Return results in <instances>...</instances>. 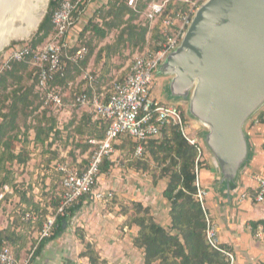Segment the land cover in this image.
I'll use <instances>...</instances> for the list:
<instances>
[{
	"label": "trees",
	"instance_id": "16d2710c",
	"mask_svg": "<svg viewBox=\"0 0 264 264\" xmlns=\"http://www.w3.org/2000/svg\"><path fill=\"white\" fill-rule=\"evenodd\" d=\"M64 1L65 0L50 1L49 11L39 27L36 42L33 47H36L39 43L46 42L53 34L52 16L54 11ZM145 1L146 2L139 7V0L136 10L122 3L118 5L120 8H116L115 12L110 13L112 20L105 21L104 26L96 25L91 28L94 35L100 40H105L113 29L121 28L120 35L114 44L106 45L100 49L96 63L101 61L102 53L105 54V58L107 59L106 62H109L112 56H115L120 48H123L125 45L140 46L146 42L149 31L148 27H141L134 24L146 10L148 3L152 0ZM87 2L88 1L85 0L78 5L77 10L73 14L74 21L75 16L81 13L80 8L85 6ZM187 8L188 5L186 4L170 3L169 5V11L172 9L187 10ZM126 15H129L128 20H125ZM90 27L91 22H89V25L86 26L82 33L86 32ZM154 35L156 40L159 41L161 39L158 27L155 28ZM81 45L87 46L83 42H81L79 46ZM89 54L81 67H77L68 62L65 71L56 76L53 86H58V84L65 81L68 82V85L73 83V81L82 74L83 70L86 69ZM29 59L30 58H27L24 62L20 63L10 61L9 68L2 71L0 70V85L4 83L7 84L9 77L14 75L15 70H13V67L15 65L25 64ZM106 62L102 68V74H104ZM35 69L36 72L33 76L34 84L31 88L13 90L10 96L11 104L8 107V111L4 113L3 110H0V193L4 186L8 185L13 188V194L17 195L20 199L19 205L16 206L18 212L16 216L14 215L12 218L13 223L6 229H0V248L3 246L13 248L18 259L19 257L16 254V249H18V253H20V251L27 247L30 234L39 223V220L37 222H32L24 221L23 218L27 213L34 214L39 218V214L45 211L43 207H46L42 204V201H39L38 195L40 189L42 188L43 190L47 187V191H49L53 183L51 170H48L49 168L46 167L49 163H44L42 160H40V162L38 161L39 164L35 162L31 172L32 177L28 184L23 182L17 183V176L20 172L18 174L16 173L18 172L15 169L16 166H19L21 171L24 172L29 169L28 167L31 159L37 158L36 156H30L26 148V132L25 130L18 131L19 127L17 126L18 116L21 111L28 110L31 116L32 114L35 115L44 102V94L37 91L40 72L38 68L35 67ZM71 72L74 74V80L68 79V75ZM33 90L35 91L34 98L36 97L38 101L35 106L33 105L31 96ZM78 93H81V90ZM55 111L56 110H52L50 107H46L37 115L38 118H41L40 123L36 119L37 117L34 118L33 130L35 133L36 149L39 148V146L50 149L58 142V139L64 137V133L58 128L59 123L54 115ZM31 116L28 118V122ZM256 119H258L261 124H264V110L260 112L259 116H256ZM107 129V124L95 122L92 116L87 115L79 125H76L75 122H71L67 131H75L74 133H77V135H75L77 137H80L79 134L83 135V133L87 132L93 135L89 140H103L106 136ZM123 140L127 141L126 143H131L133 147V156L138 160H142L145 157L148 148L153 160L160 166H163V178L169 179L163 191V197L170 205V228H166L158 223L154 219L151 209L141 204L134 205L133 210L135 214L131 215L128 223V226L137 227V234L133 244L136 248L143 250L145 264H227L222 254L213 250L205 239L206 223L204 213L201 205L195 198L197 188L195 186L196 175L194 173V167L196 159L198 158L196 146L190 145L187 140L183 138L180 130L176 126H163L160 137L149 141L145 147L144 155L139 158L135 156L136 144L130 138H120L118 144L121 145L120 148L124 149L126 147V143L122 142ZM80 143L81 142H78V145ZM90 147L92 146L90 145ZM49 167H51V165ZM111 167L112 160L108 158L104 159L101 165V174L108 173ZM35 187L38 189L37 194L34 193ZM61 189L62 199L64 191L62 185ZM5 197L6 195L4 198ZM85 198L86 197L82 198L70 209V217L58 218L54 236L39 244L34 253V257L42 253L46 243L56 239L64 232V228L67 226L70 218L75 216L83 208ZM58 207H56L55 210H57ZM259 225L264 226V220L252 221L250 223L253 232ZM80 257L88 258L90 264H108L107 261L101 260L100 256L90 244L87 245V250L80 254Z\"/></svg>",
	"mask_w": 264,
	"mask_h": 264
},
{
	"label": "built area",
	"instance_id": "2783aa9c",
	"mask_svg": "<svg viewBox=\"0 0 264 264\" xmlns=\"http://www.w3.org/2000/svg\"><path fill=\"white\" fill-rule=\"evenodd\" d=\"M84 1L65 0L62 2L53 13V34L49 39L35 49L28 45H15L8 59L3 60L1 64L0 70L2 71L10 67V61L20 63L30 58L32 64L39 69L37 91L44 94V102L39 112L46 107L56 111L64 110L63 90L60 86H53L55 78L65 71L68 62L81 67L89 54L87 46L81 45L75 49L68 40V34L75 24L73 14L78 5ZM206 1L152 0L148 3L147 9L142 13V18L148 20L154 28H159L161 39L157 41V50H148L136 56L127 76L123 80L115 81L108 94L91 97L89 90L94 85L96 77L93 76L92 71H84L83 80L86 84L81 93L75 94L73 105L87 109L93 121L107 124L108 129L103 140L88 141L92 147L88 166L84 170L72 166L65 155L62 156L66 158L65 162L57 161V170L61 174V185L64 190L62 200L55 214L46 217L42 230L35 237L37 247L42 241L54 236L58 218L70 217V209L82 198L91 197L101 202H107L113 198L111 192L99 190L98 183L101 165L104 159L112 158L120 138H130L136 144L135 156L139 158L144 155L148 142L160 137L163 126H176L185 140L196 146L198 151L195 163L196 172L194 170L197 188L195 198L204 213L206 242L213 250L222 254L227 264H238L235 252L221 241L218 225L208 207L209 193L202 187L199 177V160L202 150L197 146V140L189 136V126L183 111L178 104L163 103L154 93L156 83L154 72L162 67L180 47L198 8ZM137 3L138 0L126 1L127 6L134 10L137 8ZM170 3L186 4L188 8L187 10L172 9L169 11ZM253 122L260 123L256 118ZM30 123H33V117L30 118ZM32 132L34 131L31 130L30 133ZM252 180L255 184L256 202L262 204L264 202V176L255 174ZM246 197L247 194L244 193L242 198ZM3 198L2 193L0 200ZM23 220L37 222L39 218L27 213ZM253 233L256 241L264 249V226L259 225ZM0 264H28V262L19 260L13 248L3 246L0 248Z\"/></svg>",
	"mask_w": 264,
	"mask_h": 264
},
{
	"label": "rangeland",
	"instance_id": "374dc122",
	"mask_svg": "<svg viewBox=\"0 0 264 264\" xmlns=\"http://www.w3.org/2000/svg\"><path fill=\"white\" fill-rule=\"evenodd\" d=\"M50 1L51 0L48 1L46 9L39 13V15H42L43 17L41 23L43 22L49 11ZM144 2L146 1L140 0L139 7H141ZM122 3L126 4V0H89L85 4V6L80 8L81 13H79L78 16H75L74 27L76 25L79 26L82 32L86 28V26L89 25V22H91V27L86 32H81L77 41L71 40L70 42L71 45L75 48H77L81 42L87 45L90 51V54L87 58L88 63L97 47L102 42H106L107 45L114 44L121 32V28L113 29L109 33V36L106 38V41H104L98 39L94 35L91 28L96 25L104 26L105 21L112 20L110 13L115 12L116 8H120L118 5ZM128 18L129 15H126L125 20H128ZM41 23L39 24L36 32H34L30 36V38H25L23 40L14 39L9 43L8 46L0 51V60L2 59L0 62V66L3 60L8 59L14 45H28L29 47L35 49L36 47H40L45 43L42 42L39 43L36 47H33L34 43L36 42V36ZM134 24H137L141 27H148L149 31L146 37V42L144 44H141L140 46L125 45L123 48H120L119 52L116 54L118 58L117 61L113 63L112 59H110V61L107 62L104 67V74H102V72L100 71H97V68L100 67L101 61L96 64L97 67H93L91 69V71L93 72V76L97 78V84L95 85L99 90V95L101 93L107 94L108 91L112 88L113 83L125 76L128 70V66L132 64L136 56L141 55L148 50H157L156 44L158 40H156V38L154 37L155 28L152 26V24L145 18H142V15L135 21ZM86 68H89L88 64ZM13 70H15V73L13 76L9 77L7 84L4 83L0 85V110H3L4 113L8 111V107L11 104L10 96L12 95L13 90L19 88H31V86L34 84L33 76L36 72V69L30 59L25 64L15 65L13 67ZM157 72L158 70L154 72V77L156 79V83L154 85L155 95H159V97L167 104L172 103L178 104L180 106L181 110L183 111L184 117L188 122L189 136L192 137V139L194 138L197 140L196 144L202 150L201 156L199 152V177L202 187L207 192L214 193L215 198L222 197V195H224V190L219 186H223L224 180L220 165L218 164L211 148L207 145L206 142L205 135L208 132V128L205 127L202 122L192 117L191 102L188 97H177L175 99L172 96V94H177L173 89V78L167 74H162L161 76ZM69 79L74 80L73 76L70 73ZM161 82L167 83L168 93L165 89H162ZM61 84H63V82H61ZM102 86H107L106 90H102ZM34 93L35 91L33 90L31 96L33 105L35 106L38 101L36 97L34 98ZM69 100L70 97L69 99L65 100V103H68ZM79 109H81L80 106L74 107L73 115L75 117L78 116L77 112L79 111ZM263 110L264 106L254 116H259L260 112H262ZM38 114L39 110H37L35 115L32 114V116L30 113H28V110H23L19 114L17 121V126L19 127L18 131L25 130L26 132L25 138L26 148L28 149V152H31V150H33V153L36 154L37 158L33 159V164H35V162L39 164L38 161L40 162V160H42V162L44 163H49L46 167L49 168L48 170H51V178H53V183L50 187L51 190L47 191V187L43 190L41 188L38 195L40 199L39 201H42V204H44L46 207H43V210L45 211H42L39 214V223L30 234L29 239L30 241H32L31 246H27L24 250L20 251V253H18V249H16V254L18 255V257L21 260L28 262V264H33L36 259V257H34V253L37 244L35 238L33 237V234L35 235V237L37 236L38 232H40L43 228L46 217L55 214V209L56 207H58V205H60L59 203H61L62 200V189L60 185L61 174L57 170V161L65 162L66 158L62 157L63 155L67 156V160H69L73 165H77L78 158L86 160L85 156H88V153L91 150V147L87 144V142L93 136L85 132L83 133V135L79 134L80 137H77L75 136L77 135V133H74L75 131H68L66 134H64V137L58 139V142L55 143L50 149H45L41 146L36 149L35 133H30L31 130L34 129V125L33 123L31 124L30 121L28 122V118L31 116L34 120V118L37 117ZM36 119L39 123L41 122V118L37 117ZM78 142H81L82 144L80 143L78 145ZM122 142L126 143L127 141L123 140ZM120 146L121 145L116 146L115 153L112 156V167L110 168L108 173L100 175L101 183L99 182L98 185V188L104 189L102 191L111 192L113 194V198L107 202H101L96 201L93 198H87L86 203H84L83 205L84 208L76 214V217L69 220L68 225L73 228V231H75L76 233L78 232L79 236L85 243L82 250L80 251V254L87 250V243L90 244V242H87L86 240L87 234H89L91 236L90 240H92L93 242L90 245L93 246L94 250L100 256L101 260L107 261L108 264H118L122 262L121 260H126L129 256L135 257V255L136 257L134 263L144 264L141 261L139 250H135L133 246L127 241H125V245H122V239L124 238V236L121 237V234L122 232H124L123 229L125 227L132 228L131 226H128V223L130 221L131 215L135 214L133 210L135 204H141L144 207H149L154 219L157 222L159 221L158 223L164 224L163 217L168 219L167 215H169L170 205L163 197V191L166 188L169 179L163 178V166H160L153 160L151 152L148 148L145 157L142 160H138L133 156V147L131 146L130 142L125 144L126 147L124 149H121ZM60 158L63 159L60 160ZM50 165L51 167H49ZM195 169L196 164L194 170ZM31 170L32 169H28L24 172H20V176H23L24 179L32 177ZM204 175L206 176L205 180L208 183L207 187H204L203 185ZM224 186L227 187L228 185L225 184ZM251 193L253 203H258L256 202L255 192L252 191ZM7 202L8 205L9 203L11 204V201L9 200ZM56 202L58 205L56 204ZM18 205V203L12 202V207L6 206L3 208L5 214L3 216H0V226L11 225L13 223V219H11V217L8 215L11 214L13 215V217L14 215L16 216V213L18 212V208L16 206ZM255 208L258 212L262 211L263 209L262 207ZM100 228H103V230L111 229L112 232H115V230L120 231V240H118V238H114V241L112 239H110L109 241L108 239H106L105 235L98 236L97 233H99ZM118 241L119 243H117ZM95 242L100 243L99 245H97ZM113 244H119L120 250L117 251L119 248L112 250L113 247L115 248ZM129 248H131V250ZM63 250L65 259H68V262L73 264V260L77 259V254H75L74 251L70 248H64ZM112 254H114V257H112ZM120 258L121 260H119ZM68 262L67 264H69Z\"/></svg>",
	"mask_w": 264,
	"mask_h": 264
},
{
	"label": "water",
	"instance_id": "95a60500",
	"mask_svg": "<svg viewBox=\"0 0 264 264\" xmlns=\"http://www.w3.org/2000/svg\"><path fill=\"white\" fill-rule=\"evenodd\" d=\"M162 73L175 99H190L224 183L236 186L250 157L245 126L264 106V0H207Z\"/></svg>",
	"mask_w": 264,
	"mask_h": 264
},
{
	"label": "crops",
	"instance_id": "0c3cea01",
	"mask_svg": "<svg viewBox=\"0 0 264 264\" xmlns=\"http://www.w3.org/2000/svg\"><path fill=\"white\" fill-rule=\"evenodd\" d=\"M73 27L68 34V40L70 42L71 40L77 41L78 37L80 36L82 32L79 26L76 25L74 28ZM104 41H106V39ZM106 45H107L106 42H102L97 47V49L95 50L93 56L91 57L88 63L89 68L84 69L82 74L79 75L75 79V81H73V83H70L68 85L67 84L68 82L65 81L63 82V84L61 83L58 84V86H60L63 90V94H64L63 101H64L65 108L64 110L55 111L54 115L56 116V119L59 123V126H58L59 130L62 131L64 134L68 132L67 130L71 122H75L76 125H79L81 122H83L85 116L87 115L91 116L89 111L84 108L79 109V111L77 112L78 114L77 117L73 115L74 96L80 90L82 92L86 84V82L83 80L84 71L85 70L91 71L93 67L94 68L97 67L96 59H97L98 52L100 51L102 47ZM111 59L113 63H115L118 59L117 55L112 56ZM106 61L107 59L105 58V54L102 53L100 67L97 68V71H100V72L102 71V67L104 66ZM130 66L131 64L128 66V70L125 76H123L120 80H123L127 76ZM70 74L74 77V74L72 72ZM68 79H69V75H68ZM95 84H97V78H96V81L94 82V85L89 90V95L91 97L99 95V90ZM106 87L107 86H102V90H106ZM69 97H70V100L68 101V103H65V100L69 99ZM156 97L159 100H161L163 103H165L159 97V95H156ZM254 118L256 117L255 116L252 117L247 123V125L245 126V136L250 144V157L247 159L245 169L240 175V179H239L240 181H238V183L234 187H230V186L226 187L224 186L225 183L222 180L224 184L223 186H219V187H221V189L224 190L223 191L224 195H222V197L215 198L214 193L208 192L209 194H208V201H207L211 215L214 221L216 222V224L218 225L220 239L227 247L231 248L235 252L237 260H238V264H264V249L262 248L260 243L256 241L254 237V233L250 226V223L252 221L264 220V202L262 204H259V203L254 204L252 200L253 198L251 196L252 194L251 192L255 191V184L252 180V176L255 174L264 176V124H261V123L255 124L253 122ZM33 152H34L33 150L29 152L30 156L32 157L36 156V154ZM85 157H86V160L82 158H78L77 165H72V166L77 167L80 170H84L88 166L89 153H88V156H85ZM33 163H34V160L31 159V161L29 162V167H28L29 169L33 170L34 168ZM15 169L18 172H22L19 166H16ZM17 177H18L17 183L23 182V183L28 184V182L31 179V177L24 179L23 176H20V174ZM203 177H204L203 185L204 187H207L208 183L205 180L206 176L204 175ZM99 182H100V177H99ZM99 190L102 191L104 189L99 188ZM13 191L14 190L12 187L5 185L2 192L0 193V194L3 193L4 196L6 195L4 199L0 200V216H3L5 214L4 209H3L4 207L6 206L12 207V202H15V203L20 202L19 197L17 195H14ZM37 192H38V189L37 187H35L34 193L37 194ZM244 193L247 194V197L245 199L242 198V195ZM88 198H91V197H88ZM8 200L11 201V204L9 203V205L7 202ZM86 200L87 198H85L84 203H86ZM255 207H262L263 209L262 211L258 212L256 211L257 209ZM8 216H10L11 219L13 218V215L11 214H9ZM74 217H76V215L71 218H74ZM167 217L168 219L163 217L164 224L162 225L166 228H170L171 218L169 215H167ZM8 226L9 225L0 226V229L1 230L6 229ZM123 230L125 232V235H124V232H122L121 237L124 236V238L122 239L123 240L122 245H125L126 244L125 241H127L129 244L133 246L135 250L137 251L139 250L141 261L142 263L145 264L143 250L138 249L133 245V241L137 234V227H132V228L125 227ZM97 235L98 236L105 235L106 239H108L109 241L110 239L113 240L114 238H118V240H120V231H117V230H115V232L114 231L112 232L111 229L103 230V228H100L99 233H97ZM33 237L35 238L34 234H33ZM90 239H91V236L87 234L86 240L87 242L89 241L90 244H92L93 242ZM95 243L99 245L100 242H95ZM117 243H119V241ZM31 244H32V241H30L29 239L27 246L30 247ZM84 244L85 243L79 236L78 232L76 233L75 231H73V228L69 226L67 223V226H65L64 228V232L60 236H58L56 239L46 243L42 253L36 257L33 264H67L68 259H65V255H63L64 248H70L74 251L75 254H77V259L73 260V264H90L88 258L80 257V251L82 250ZM113 245L115 246V248L113 247L112 250L119 248V244H116V245L113 244ZM129 249L131 250V248ZM119 250L120 248L117 251ZM112 257H114V254H112ZM135 257L129 256L127 257L126 260L125 259L121 260L120 258L119 260H121L122 262L118 264H135L134 263ZM19 260L21 259L19 258ZM21 261H24V260H21ZM68 263L72 264L70 262Z\"/></svg>",
	"mask_w": 264,
	"mask_h": 264
},
{
	"label": "bare ground",
	"instance_id": "6f19581e",
	"mask_svg": "<svg viewBox=\"0 0 264 264\" xmlns=\"http://www.w3.org/2000/svg\"><path fill=\"white\" fill-rule=\"evenodd\" d=\"M49 0H0V51L14 39H25L36 32L39 15Z\"/></svg>",
	"mask_w": 264,
	"mask_h": 264
},
{
	"label": "flooded vegetation",
	"instance_id": "af4514ba",
	"mask_svg": "<svg viewBox=\"0 0 264 264\" xmlns=\"http://www.w3.org/2000/svg\"><path fill=\"white\" fill-rule=\"evenodd\" d=\"M159 75H161L162 76V74H164V73H162V67H160L159 69H158V72H157ZM158 75V76H159ZM164 76V75H163ZM161 87H162V89H165L166 91H167V93H168V85H167V83H162L161 82Z\"/></svg>",
	"mask_w": 264,
	"mask_h": 264
}]
</instances>
